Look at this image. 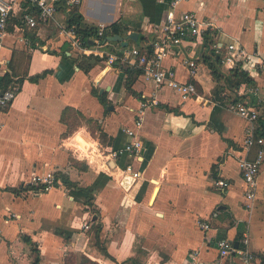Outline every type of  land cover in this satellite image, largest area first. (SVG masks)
Here are the masks:
<instances>
[{
  "label": "crops",
  "instance_id": "obj_1",
  "mask_svg": "<svg viewBox=\"0 0 264 264\" xmlns=\"http://www.w3.org/2000/svg\"><path fill=\"white\" fill-rule=\"evenodd\" d=\"M170 1L80 0L77 9L89 26L119 23L123 39L137 33L139 40H127L125 47L137 48L164 23ZM185 11L212 26V42L222 48L233 44L242 52L236 63L262 98L264 0H184L174 14ZM19 16L16 12L11 18L10 36L0 49V80L13 51L30 57L28 77L49 73L25 79L14 100L0 110V264H63L69 254L97 264H243L219 256L222 240L247 248L253 255L250 264H261L264 164L256 199L247 209L238 161L254 156L242 145L251 127L254 134H264V104L260 121L250 124L211 101L215 83L200 58L203 39L184 44L197 69L196 95L183 99L168 88L154 91L137 78L132 89L138 97L124 90V74L116 68L98 64L84 74L74 66L78 51L65 34L69 29L61 9L29 30L19 29ZM21 36L26 46L16 40ZM104 49L113 53L123 47L109 42ZM174 52L162 66L176 80L188 82L182 55ZM92 89L105 94L106 109ZM143 96L149 100L136 131L141 155L123 152L116 160H104L108 153L101 150L95 127L113 139L110 152L124 149L131 140L123 130L132 128ZM127 166L131 173L124 172ZM55 173L88 189L91 200L55 180ZM34 176H52L55 186L38 191L30 185ZM219 180L228 187L217 188ZM202 223L209 229H201Z\"/></svg>",
  "mask_w": 264,
  "mask_h": 264
},
{
  "label": "built area",
  "instance_id": "obj_2",
  "mask_svg": "<svg viewBox=\"0 0 264 264\" xmlns=\"http://www.w3.org/2000/svg\"><path fill=\"white\" fill-rule=\"evenodd\" d=\"M62 0H0V49L4 46V41L10 34L8 33V26L11 18L16 12L20 13L19 20L21 28L33 29L39 23L52 19L57 12L58 3ZM184 0H171L168 4V12L165 16L164 23L156 30L152 31L151 39L145 41L142 47L123 48L119 51L108 53L105 47L109 44L108 41H101L102 34L105 26L100 24L97 27V36L92 39L89 47L82 46L81 41L75 36L72 29L65 31L66 36L69 38L73 49L83 53L99 55L104 59V66L108 68H115L117 64H125L130 69H137L140 71L139 78L144 85L152 88V90H161L168 88L177 92L181 98L185 99L196 95V86L192 82L196 76V65L184 51V44L190 41H201L205 32L212 33L213 29L210 24L202 22L198 19L196 14L191 11L182 12L178 17L174 14V9L179 3ZM80 0H65L67 6H77ZM23 5H27L23 7ZM19 44L27 45L25 38L18 37ZM214 55L219 57L222 65L230 64L231 66L236 63L237 58L242 55V52L233 44L226 45L224 48L213 42L211 46ZM176 55H182V64L188 69V82H180L176 80L170 69L162 66L163 59L170 55L171 51ZM222 50L225 55H222ZM173 53V54H174ZM117 69V68H116ZM19 90V85L10 84L5 90H0V110L5 109L15 98ZM240 96L256 97V101H247L243 99L236 104L229 105V109L239 116L241 119L254 123L259 116L261 105L264 104V96L258 98L259 89L256 86L242 87L239 90ZM149 99L145 96L141 97L136 112L134 113L132 128H125L124 133L130 138V142L124 149L117 152L108 153L104 160H116L123 152L128 153L134 157H139L143 150L141 140L136 134L140 129L148 108ZM1 129V126H0ZM246 137L243 140L242 148L248 154L253 151L254 156L252 159L242 157L238 161V170L241 179L245 186L244 206L251 209L256 199L258 178L260 170L264 164V137H259L254 134L251 127L246 131ZM131 167L127 166L124 172L131 173ZM136 178L137 173H133ZM55 181L52 176H34L30 185L37 188L38 191H48L53 188ZM215 186L219 189L228 187V183L224 180L215 182ZM201 229L207 230L209 226L207 223L200 225ZM88 229V226H84ZM218 254L222 258L237 259L243 264H250L253 260V255L247 248L235 246L227 240H222L217 245ZM194 259V255H192ZM195 264V260H194Z\"/></svg>",
  "mask_w": 264,
  "mask_h": 264
},
{
  "label": "trees",
  "instance_id": "obj_3",
  "mask_svg": "<svg viewBox=\"0 0 264 264\" xmlns=\"http://www.w3.org/2000/svg\"><path fill=\"white\" fill-rule=\"evenodd\" d=\"M27 5H23L26 7ZM61 9L66 15V28L72 29L75 36L79 38L82 43V46L89 47L90 41L97 36V27H92L83 22L82 17L78 13L77 6H67L65 4V0H62L58 3L57 9ZM20 20H18L19 24ZM11 27H9V30ZM122 36L121 26L119 23H114L109 27H105L101 41L106 40L108 37L113 36ZM128 35V34H127ZM203 45L199 51L201 61L207 67L210 72V76L212 81L215 83V87L211 92V101L221 107H229L231 104H236L237 102L247 99L246 96H240L239 90L242 87H248L253 85L252 79L248 76V74L241 69V65L239 63H235L233 68L229 70H225L221 63L219 57L214 55L212 47V37L209 32H205L203 37ZM139 40V39H138ZM30 57L23 53L13 51L11 54V58L7 63V67L3 77L0 80V90H5L10 84H17L20 86L25 79L28 80H37L45 77L49 71H44L38 75L33 77H28V64ZM72 63L76 68L81 70L84 74H88L92 68H94L98 64H103L104 59L99 55H93L89 53L79 52L77 56L72 59ZM115 68L120 70L124 74L123 88L126 92H128L132 96L136 95L135 91L132 89L137 78H139L140 71L137 69H130L125 64H117ZM197 89V88H196ZM92 93L100 103L106 109L105 103V94L98 96V91L92 89ZM232 94V96H230ZM250 98V97H249ZM248 98V99H249ZM253 99V96H251ZM70 112L69 109H66L63 112V122H66L64 119L66 114ZM79 115V114H78ZM77 116L76 114L74 115ZM74 117V118H75ZM260 121V117L256 119V122ZM66 124V123H65ZM95 129L98 131V139L100 142V148L104 154L109 153L111 150L113 139L103 133L99 126H96ZM255 135L259 137H264V134H259L255 131ZM54 179H61L63 185L65 187H73L76 188L80 192H84L85 201L88 202L92 198V194L88 189H79L75 184L69 182L66 177H64L61 173H55ZM95 212V210H94ZM63 264H97L94 261H91L84 255H74L69 254L64 259ZM261 264H264V259H261Z\"/></svg>",
  "mask_w": 264,
  "mask_h": 264
},
{
  "label": "water",
  "instance_id": "obj_4",
  "mask_svg": "<svg viewBox=\"0 0 264 264\" xmlns=\"http://www.w3.org/2000/svg\"><path fill=\"white\" fill-rule=\"evenodd\" d=\"M127 40H131L132 42H136L138 40V34L135 32H132L128 35L127 39H123L120 36H113V37H108L106 38V41L108 42H115L119 43L123 48L127 47ZM91 44V41L89 42ZM102 89H100L99 93H102ZM237 246V245H235Z\"/></svg>",
  "mask_w": 264,
  "mask_h": 264
},
{
  "label": "rangeland",
  "instance_id": "obj_5",
  "mask_svg": "<svg viewBox=\"0 0 264 264\" xmlns=\"http://www.w3.org/2000/svg\"><path fill=\"white\" fill-rule=\"evenodd\" d=\"M133 45V43L130 44V46ZM260 112V111H259Z\"/></svg>",
  "mask_w": 264,
  "mask_h": 264
}]
</instances>
